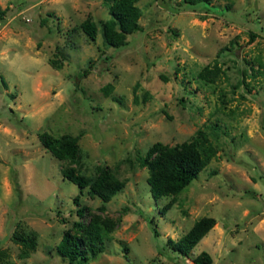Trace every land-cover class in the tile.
<instances>
[{
  "label": "rangeland",
  "instance_id": "rangeland-1",
  "mask_svg": "<svg viewBox=\"0 0 264 264\" xmlns=\"http://www.w3.org/2000/svg\"><path fill=\"white\" fill-rule=\"evenodd\" d=\"M137 4L141 29L113 47L104 0H0V247L16 264H72L57 250L64 233L100 218L105 250L86 264H195L204 250L213 264H264V0ZM87 18L96 40L80 28ZM216 64L215 81L200 77ZM215 124L217 156L181 193L156 199L140 158ZM66 133L80 137L76 162L40 141ZM67 167L92 179L106 168L126 185L104 202L80 193ZM204 216L215 226L189 255L175 251L168 241ZM18 225L37 236L27 258Z\"/></svg>",
  "mask_w": 264,
  "mask_h": 264
},
{
  "label": "trees",
  "instance_id": "trees-1",
  "mask_svg": "<svg viewBox=\"0 0 264 264\" xmlns=\"http://www.w3.org/2000/svg\"><path fill=\"white\" fill-rule=\"evenodd\" d=\"M109 4L110 18L103 23V36L105 42L113 47H122L128 43L127 36L141 29L139 19L142 15L141 8L137 4L139 0H104ZM187 5L198 3H210L212 0H182ZM9 8H0V21ZM47 20L45 19L43 23ZM80 28L87 36L96 40L99 32L97 23L87 18ZM50 64L55 68H61L62 61L51 58ZM262 64V63H260ZM263 65V64H262ZM88 70L83 72L86 75ZM221 68L218 64L211 68L206 66L200 73V77L206 81H215L220 76ZM219 125L202 127L193 137L174 146L156 142L140 160L149 169L148 182L152 195L158 199L163 196H176L181 193L200 172L217 156L218 143L212 138V133L217 132ZM211 129V130H209ZM79 136L63 134L59 137L40 135V141L53 156L58 159H68L76 162L79 158ZM63 176L81 189L89 188V192L100 197L104 202L110 201L126 185L124 180H117L106 168L100 169V175L95 179L90 178L74 167L63 169ZM78 208V214L84 218L87 207L81 206L80 196L74 199ZM170 206V205H169ZM169 206H166V210ZM216 219L212 216L199 218L189 231L176 242L169 240L175 251L183 255H189L193 248L215 226ZM75 225L82 230L78 236L69 229L59 243L58 253L72 264H86L91 259H96L105 250V237L110 232V227L100 218H92L85 225L76 222ZM158 234V231L156 230ZM13 240L20 247V257L27 258L36 250L38 241L34 233L27 232L18 225L13 233ZM128 248L126 247V250ZM11 254L7 248L0 247V264H16L11 260ZM195 264H213V258L208 251L200 252L194 258Z\"/></svg>",
  "mask_w": 264,
  "mask_h": 264
}]
</instances>
